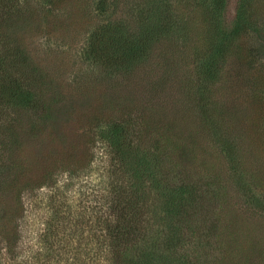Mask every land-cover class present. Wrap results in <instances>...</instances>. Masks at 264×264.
<instances>
[{"label":"rangeland","instance_id":"obj_1","mask_svg":"<svg viewBox=\"0 0 264 264\" xmlns=\"http://www.w3.org/2000/svg\"><path fill=\"white\" fill-rule=\"evenodd\" d=\"M169 1L175 25L156 39L147 59L124 72H110L101 62L106 59L89 53L88 39L109 20L134 25L148 0H35L12 14L3 30L9 40L0 46V86L15 79L32 92L31 110H42L45 131L24 139L14 155L28 165L20 183L54 167L63 178V163L85 167L94 158L100 165L96 123L122 122L132 138L156 149L167 171L162 184L191 187L181 220L187 255L198 264H264V0L252 1L249 30L225 43L207 0ZM239 1L225 0L224 29L232 28ZM18 45L22 58L14 61ZM10 109L23 110L0 99L2 162L9 156L2 136ZM4 203L0 231L21 241L23 256L0 248V264H28L39 211L31 212V203Z\"/></svg>","mask_w":264,"mask_h":264},{"label":"trees","instance_id":"obj_2","mask_svg":"<svg viewBox=\"0 0 264 264\" xmlns=\"http://www.w3.org/2000/svg\"><path fill=\"white\" fill-rule=\"evenodd\" d=\"M36 1L41 4V0ZM252 1H239L234 24L227 30L221 23L225 0H207L221 43L249 30L247 13ZM31 2L35 0H0L3 49L9 40L3 30L10 26L12 14H21V5ZM103 6L101 1L98 9L103 10ZM173 16L169 0H148L137 9L134 25L109 20L91 32L87 51L98 59H106L101 62L110 72H124L147 59L156 39L175 25ZM15 49L19 53L15 52L12 60L21 61L20 46ZM214 62L215 68L217 61ZM10 66L17 64L12 62ZM33 97L15 79L9 84L3 81L0 86V99L23 109H10L2 136L9 156L0 161V219L4 223L7 217L5 199H12L19 206L31 203V212L39 211L41 226L28 264H198V259L189 257L188 249L183 247L181 220L191 205V187L183 183L162 184L161 175L167 171L156 149L132 138L122 122L96 123L92 139L102 146L100 165L92 161L94 158L85 167L63 163V178L53 166L39 180L29 178L20 183L28 165L14 155L24 139L35 137L41 130L40 134L45 132L39 113L42 110H31ZM22 118L27 119L26 131L21 128ZM85 175L90 177L84 179ZM92 178L98 185L92 184ZM23 215H28L27 208ZM18 225V221L12 225L16 232ZM1 226L0 223V230ZM20 243L17 238L10 241L0 231L4 254L23 256V250H17Z\"/></svg>","mask_w":264,"mask_h":264}]
</instances>
